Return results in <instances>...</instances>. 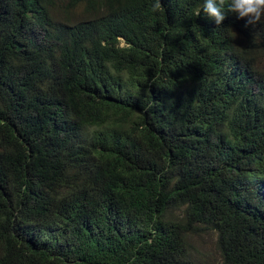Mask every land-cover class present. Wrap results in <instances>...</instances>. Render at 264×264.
Wrapping results in <instances>:
<instances>
[{
	"label": "trees",
	"instance_id": "trees-1",
	"mask_svg": "<svg viewBox=\"0 0 264 264\" xmlns=\"http://www.w3.org/2000/svg\"><path fill=\"white\" fill-rule=\"evenodd\" d=\"M155 2L0 0V264H264V23Z\"/></svg>",
	"mask_w": 264,
	"mask_h": 264
},
{
	"label": "clouds",
	"instance_id": "clouds-1",
	"mask_svg": "<svg viewBox=\"0 0 264 264\" xmlns=\"http://www.w3.org/2000/svg\"><path fill=\"white\" fill-rule=\"evenodd\" d=\"M224 6L225 0H205L202 11L206 16L214 19L217 25H220L226 15ZM160 8V0H156L153 10L158 11ZM227 11L238 13L240 18L247 17L249 25L264 23V0H231Z\"/></svg>",
	"mask_w": 264,
	"mask_h": 264
},
{
	"label": "rangeland",
	"instance_id": "rangeland-1",
	"mask_svg": "<svg viewBox=\"0 0 264 264\" xmlns=\"http://www.w3.org/2000/svg\"><path fill=\"white\" fill-rule=\"evenodd\" d=\"M216 232H208L201 237H195L192 239V243L194 246H197V250L195 251L194 258L198 261L204 259V254L207 258L213 260V262L217 261L219 258L218 250L216 248ZM203 262V261H201Z\"/></svg>",
	"mask_w": 264,
	"mask_h": 264
}]
</instances>
